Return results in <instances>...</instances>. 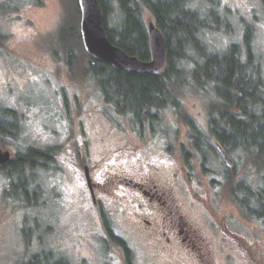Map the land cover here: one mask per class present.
<instances>
[{"label": "rangeland", "instance_id": "obj_1", "mask_svg": "<svg viewBox=\"0 0 264 264\" xmlns=\"http://www.w3.org/2000/svg\"><path fill=\"white\" fill-rule=\"evenodd\" d=\"M188 1L209 24L202 31L208 48L223 54L236 44L240 58L249 57L264 76V0ZM79 18L73 0H0V106L15 111L21 123L17 139L0 135V148L14 156L27 146H50L56 157V168L38 173L45 192L42 205H26L20 189L12 190L0 170V264H28L33 255L41 258L31 264H195L180 248L172 255L158 249L143 235L126 202L124 209L106 202L99 215L84 197L77 166L68 159L71 149L84 147L92 165L106 157L108 166L96 172L98 178L103 170L131 172L135 158H142L156 166V179L163 182L180 165L181 147L192 149L183 117H192L213 143L208 123L215 88L206 80L198 84L188 60L174 86L180 110L171 105L153 108V124L147 119L139 124L129 112H119L104 100L86 72L89 60L78 45L72 50L78 64L68 65L67 37L58 31L66 23L68 29L77 23L79 31ZM150 19L146 12L145 22ZM117 23L112 4L108 24ZM236 148L230 149L235 162L231 169L209 150V171L197 168L200 182H182L176 196L186 218L209 236L218 263L231 264V255L232 264H264V219L246 217L237 204L241 193L230 190L243 180L264 194V158L253 163L250 153L245 151L248 157ZM193 163L197 165L194 158ZM199 195L206 209L192 201ZM215 224L225 225L227 240H221ZM113 236L123 241L125 251ZM237 238L247 240L249 251L228 241Z\"/></svg>", "mask_w": 264, "mask_h": 264}, {"label": "trees", "instance_id": "obj_2", "mask_svg": "<svg viewBox=\"0 0 264 264\" xmlns=\"http://www.w3.org/2000/svg\"><path fill=\"white\" fill-rule=\"evenodd\" d=\"M98 1L104 10V28L110 41L128 54L140 59L149 58L146 12L164 33L168 44L167 63L163 70L156 75L136 74L114 69L105 62L91 58L83 48L77 23L71 24L72 28L69 29L66 23L59 29V34L67 37L64 43L67 47L65 59L68 65L78 64L72 51L78 45L82 50V57L86 56L89 60L86 72L95 79L106 102L119 112H129L139 124L146 122L145 119L153 124L155 115L151 114V109L171 105L177 111L180 110L174 92L175 80L182 76V65L191 60V76L198 84L206 80L210 87L215 88L213 94L216 99L211 107L209 135L226 141L229 151L237 147L236 149H243L242 153L248 156L247 151L251 154L249 160L253 163L259 162L260 157L264 158V77L249 57L246 61L240 58L238 45H229L227 52L223 54L208 48L202 38V31L208 24L206 18L191 7L188 0ZM112 4L118 11V23L115 26L108 24ZM73 8L77 10L79 17L77 0H73ZM190 53L193 58L189 57ZM218 84H222L219 91ZM183 120L188 130L189 144L200 157L201 168L206 173L209 171L205 168L207 155L209 150L214 151V147L209 136L192 117L185 116ZM20 125L15 111L0 106V135L17 139ZM181 148L187 156L189 151L183 146ZM189 158L185 160L187 164ZM261 160L264 162V159ZM55 163L52 147L27 146L17 151L12 160L2 165L0 170L5 172L12 190L20 189L26 205H42L45 192L37 181L38 173L56 168ZM225 178L228 185H232L231 177ZM251 188L249 184L239 180L230 190H239L241 193L237 204L246 217L264 219V194ZM113 239L126 250L121 239L115 236ZM47 255L45 258H48ZM40 258L33 255L28 264L39 262Z\"/></svg>", "mask_w": 264, "mask_h": 264}, {"label": "flooded vegetation", "instance_id": "obj_3", "mask_svg": "<svg viewBox=\"0 0 264 264\" xmlns=\"http://www.w3.org/2000/svg\"><path fill=\"white\" fill-rule=\"evenodd\" d=\"M225 142L215 137H213V143L211 142L214 151L218 153L221 159L220 148H223L230 156V151L227 150ZM87 153V147L82 148V150L71 149L69 153L71 157L68 161L77 166L81 175L84 197L86 196L91 208L99 215L106 202L115 205L116 209L121 207L124 209L122 202H126L132 208V215L138 222L143 235L155 243L157 248L165 254L172 255L180 248L195 264H220L214 259L212 241L209 236L186 218L181 201L176 196L177 189L183 185L182 182L190 183L192 186L195 184V179L200 182L196 173L197 168L201 169L200 157L193 148L187 156L182 150L180 151V165H176L177 169H174L163 182L156 179V171L154 170L156 166L142 158H135L136 164L131 166L132 171L137 172L135 176L132 171L114 173L103 170L96 178V172L108 166L106 157H102L100 162L92 165ZM188 158L189 163L191 162L190 166L185 161ZM193 158L197 161L196 166L193 165ZM85 165L88 167L90 185L86 180ZM151 171L153 172L152 175L149 174ZM201 200H203L202 195L192 199L199 207L205 208ZM206 213L208 212L206 211ZM224 227L225 225L222 227L218 224H215L214 227V230L220 234L221 240L226 239L223 235ZM228 241H233L235 245H241V248L244 247L249 251L245 239L237 238V240ZM232 261L233 256L231 260L230 255L228 262L232 264Z\"/></svg>", "mask_w": 264, "mask_h": 264}, {"label": "water", "instance_id": "obj_4", "mask_svg": "<svg viewBox=\"0 0 264 264\" xmlns=\"http://www.w3.org/2000/svg\"><path fill=\"white\" fill-rule=\"evenodd\" d=\"M80 18L79 33L85 52L94 60L109 64L114 69H121L136 74L156 75L167 63L168 44L164 33L156 26L153 19L146 22L149 58L140 59L130 55L121 47L113 44L104 28V10L98 0H77ZM224 164L228 168L234 166L233 159L220 148ZM12 152L0 148V167L12 160ZM88 185L90 177L85 165Z\"/></svg>", "mask_w": 264, "mask_h": 264}]
</instances>
